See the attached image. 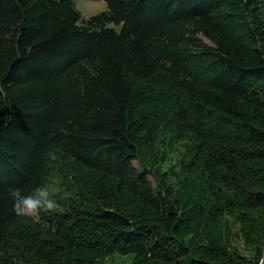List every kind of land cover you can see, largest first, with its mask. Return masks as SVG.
<instances>
[{
  "label": "trees",
  "instance_id": "16d2710c",
  "mask_svg": "<svg viewBox=\"0 0 264 264\" xmlns=\"http://www.w3.org/2000/svg\"><path fill=\"white\" fill-rule=\"evenodd\" d=\"M105 1L85 18L74 0H0V264L114 253L136 264H264V0ZM170 102L196 140L189 170L226 202L255 260L213 229L202 189L173 196L141 163L148 107ZM53 150L115 189L102 203L18 215L9 189L42 186Z\"/></svg>",
  "mask_w": 264,
  "mask_h": 264
},
{
  "label": "rangeland",
  "instance_id": "374dc122",
  "mask_svg": "<svg viewBox=\"0 0 264 264\" xmlns=\"http://www.w3.org/2000/svg\"><path fill=\"white\" fill-rule=\"evenodd\" d=\"M74 3L85 18L107 8L105 0H74ZM112 26L119 28L116 25ZM150 106L152 107V104ZM150 106L148 112L153 115L149 120L147 135L140 143L141 163L159 174L169 184L173 196L184 191L190 201V198L197 199V192L202 189L201 192L203 191L206 195L208 213L211 217H215L213 229L221 231L230 246L239 250L246 260H255L257 258L256 248L245 241L237 217L228 209L222 198L216 201L211 194L205 192L207 183L201 178L203 175L200 170L193 172L189 170L193 164L196 140L187 128L175 122L173 104L170 102L153 110ZM42 186L47 187L53 198L57 200L59 205L57 211H66L75 205L81 206L80 204L89 201L102 203L104 201L101 198L102 193L107 194L110 189H115L112 179L76 165L59 150L51 152L49 170ZM99 196L100 198H97ZM112 200H117L114 194ZM122 202L127 206V211L132 212L133 217L142 215L143 211L137 205L136 200L125 196ZM29 216L37 219L38 214ZM198 229L197 226H193L184 237L189 239L193 233L197 235ZM13 244L15 249L18 242L16 244L13 242ZM7 249L9 252L13 251L12 248ZM96 264H136V256L131 253H114L99 259Z\"/></svg>",
  "mask_w": 264,
  "mask_h": 264
},
{
  "label": "clouds",
  "instance_id": "9594fccd",
  "mask_svg": "<svg viewBox=\"0 0 264 264\" xmlns=\"http://www.w3.org/2000/svg\"><path fill=\"white\" fill-rule=\"evenodd\" d=\"M14 210L18 215H37L40 212L48 214L58 210V202L53 198L47 187L40 186L35 190L25 192L19 187L9 189Z\"/></svg>",
  "mask_w": 264,
  "mask_h": 264
}]
</instances>
